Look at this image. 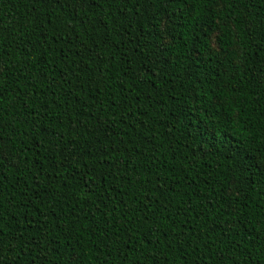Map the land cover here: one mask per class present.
<instances>
[{"label":"trees","instance_id":"16d2710c","mask_svg":"<svg viewBox=\"0 0 264 264\" xmlns=\"http://www.w3.org/2000/svg\"><path fill=\"white\" fill-rule=\"evenodd\" d=\"M0 69V264H264V0H0Z\"/></svg>","mask_w":264,"mask_h":264},{"label":"snow or ice","instance_id":"6c2138e0","mask_svg":"<svg viewBox=\"0 0 264 264\" xmlns=\"http://www.w3.org/2000/svg\"><path fill=\"white\" fill-rule=\"evenodd\" d=\"M42 2H48V0H42ZM161 2H164V0H161ZM168 2H174V0H168ZM185 2H192V0H185ZM197 2H200L201 4H208L210 2H215V0H197ZM228 2L231 3L232 0H228ZM55 3L61 8H72L73 14H76V11L80 8L92 7L96 3V0H55ZM167 26L168 20L164 19L163 28L166 30ZM0 71H2V69H0ZM0 140H2V138H0ZM10 161V150H6L3 145L0 144V167H2L6 162L10 163ZM233 183H237V181H233ZM227 203L233 206L231 207V210L228 211V217H226V219H234L245 212V208L240 206L236 198L229 197ZM257 207H264V205H259ZM0 234H2V229H0ZM65 264H85L83 251L78 250L75 247L70 249L69 257Z\"/></svg>","mask_w":264,"mask_h":264}]
</instances>
